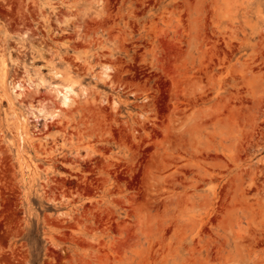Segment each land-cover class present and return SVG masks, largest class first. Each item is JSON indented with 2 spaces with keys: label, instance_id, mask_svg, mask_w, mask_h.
I'll return each mask as SVG.
<instances>
[{
  "label": "rangeland",
  "instance_id": "obj_1",
  "mask_svg": "<svg viewBox=\"0 0 264 264\" xmlns=\"http://www.w3.org/2000/svg\"><path fill=\"white\" fill-rule=\"evenodd\" d=\"M0 264H264V0H0Z\"/></svg>",
  "mask_w": 264,
  "mask_h": 264
},
{
  "label": "bare ground",
  "instance_id": "obj_2",
  "mask_svg": "<svg viewBox=\"0 0 264 264\" xmlns=\"http://www.w3.org/2000/svg\"><path fill=\"white\" fill-rule=\"evenodd\" d=\"M25 82L28 84V86H31L33 84V82H31L29 77H27V80ZM23 86H25V85L17 84V85H14L12 87V89H13V91L17 97H19L21 95V91H23V89H24ZM28 86H27V88H28ZM34 88H35V86H34ZM18 92H20V93H18ZM55 92H56L57 97H59L60 95L62 96V98H61L62 103L65 106L68 104V102H70V100L72 98L71 96L76 95V92L74 91L72 86H65V87H62L60 89H56ZM30 111H31V114L34 116L35 119L38 118V116H41L42 113L44 112L43 109H41V108L38 109V108H33V107L30 108Z\"/></svg>",
  "mask_w": 264,
  "mask_h": 264
}]
</instances>
